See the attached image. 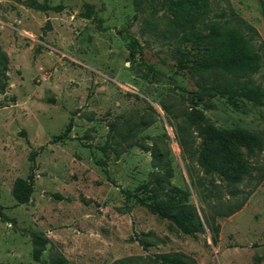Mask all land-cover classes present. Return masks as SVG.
Returning a JSON list of instances; mask_svg holds the SVG:
<instances>
[{
  "label": "rangeland",
  "instance_id": "374dc122",
  "mask_svg": "<svg viewBox=\"0 0 264 264\" xmlns=\"http://www.w3.org/2000/svg\"><path fill=\"white\" fill-rule=\"evenodd\" d=\"M46 1L63 8L0 0V264H163L160 254L188 264H264V151L233 147L249 169L239 183L206 174L199 162L211 145L203 125L264 138V99L233 105L204 91L195 106L205 118L188 115L200 85L233 80L196 64L217 48L209 20L230 7L257 30L252 48L262 57L239 79L264 89L260 0H209L202 16L204 0ZM178 2L192 3V27L174 17ZM31 150L33 192L20 204L12 188L30 172ZM149 202L176 215L192 206L204 231L182 232ZM33 232L48 240L39 260Z\"/></svg>",
  "mask_w": 264,
  "mask_h": 264
},
{
  "label": "trees",
  "instance_id": "16d2710c",
  "mask_svg": "<svg viewBox=\"0 0 264 264\" xmlns=\"http://www.w3.org/2000/svg\"><path fill=\"white\" fill-rule=\"evenodd\" d=\"M28 7L37 10H62L63 6L49 5L46 0H19ZM262 15L264 18V0H260ZM192 3L189 6H183L182 3H175L173 15L176 19L184 22L185 25L192 27L195 20H191L194 14ZM194 6V5H193ZM211 3L209 0H204L198 6L200 16L208 14L211 11ZM195 7V6H194ZM229 16H223L219 20L210 19L207 24L211 38L217 48H215L209 57L200 58L196 61L198 69L202 72H223L227 75H232V81H215L210 84L200 85L199 89L193 92V108L189 112V118L192 120H203L205 114L202 109H198L197 101L202 100L204 91L213 93L221 97H225L227 101L233 105L237 103L238 98L246 99L255 105L263 103L264 89L260 84L253 80H240L239 78L255 72L262 65V57L258 51L252 48L254 36L257 35V30L239 16L232 7L229 8ZM91 11L88 9L86 15ZM198 16V15H197ZM197 21V20H196ZM137 41L131 38V52L134 53ZM241 51L242 55L235 59H226L228 52ZM193 67V66H191ZM190 67V68H191ZM205 107H212V104H205ZM113 130V128H112ZM200 132L205 136L211 144L208 147H203L199 152V162L204 167L206 174H215L220 178L231 182L239 183L244 179V176L249 173L247 161L241 158L233 149L234 146L248 145L254 146L259 151H264V138L257 132L236 127V128H221L214 124H206L200 127ZM38 154L37 150H31L29 159L32 162L30 172L26 177H18L14 181L12 194L17 203H27L33 192L34 177H35V157ZM263 173L259 176L258 181L264 179ZM127 197L135 196L131 190H124ZM139 201L141 199L137 198ZM148 208L158 215L160 218H169L175 225L184 233L197 237V234L204 231V227L199 219L194 208L190 206L183 214H171L165 207L156 202L147 203ZM239 207V206H237ZM236 207V209H237ZM234 211L226 212L230 214ZM33 241L39 247L35 248L33 256L36 260L40 259L41 250L48 242L46 237L33 232ZM163 264H188L181 254H160ZM63 258L57 259V262H64Z\"/></svg>",
  "mask_w": 264,
  "mask_h": 264
},
{
  "label": "water",
  "instance_id": "95a60500",
  "mask_svg": "<svg viewBox=\"0 0 264 264\" xmlns=\"http://www.w3.org/2000/svg\"><path fill=\"white\" fill-rule=\"evenodd\" d=\"M49 101L54 102L55 100L53 98H50Z\"/></svg>",
  "mask_w": 264,
  "mask_h": 264
}]
</instances>
